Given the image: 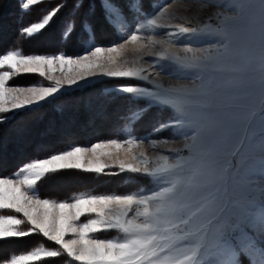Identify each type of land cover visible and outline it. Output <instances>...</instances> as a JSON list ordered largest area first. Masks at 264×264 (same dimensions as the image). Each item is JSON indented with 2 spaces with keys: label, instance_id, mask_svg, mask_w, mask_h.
Here are the masks:
<instances>
[{
  "label": "snow or ice",
  "instance_id": "snow-or-ice-1",
  "mask_svg": "<svg viewBox=\"0 0 264 264\" xmlns=\"http://www.w3.org/2000/svg\"><path fill=\"white\" fill-rule=\"evenodd\" d=\"M46 3L51 0H21L18 23L34 6ZM87 3L56 0L20 33L33 38L71 5L62 42L77 28L94 36L91 20L81 15ZM174 3L147 10L144 0H101L104 18L118 36L108 46L90 39L75 55L0 54V125L21 114H37L59 95L93 79L142 82L106 88L105 93L109 100L143 102L119 117L124 123L113 135L123 133V139L73 144L0 178V210L14 213L0 214V241L36 234L54 245L41 244L0 264H34L62 255L75 264H241V256L250 264H257L259 256L264 264V0H250L247 6L241 0H213L216 11L205 21L176 16L170 11ZM182 7L188 11L192 3L183 0ZM95 12V5L88 8L89 17ZM160 29L168 31L161 35ZM194 39L209 43H180ZM130 45L137 54L131 62L124 56ZM166 64L194 78L166 77ZM21 75H37L48 83L12 86ZM153 108L170 110V115L146 135L137 134L135 125ZM54 131L50 127L43 134ZM165 131L174 137H162ZM15 133L24 138L23 122ZM145 144L180 147H168L171 155L150 156ZM6 147L0 140V152ZM70 170L144 176L157 188L142 194L82 192L62 201L38 196L39 182ZM108 230L124 238L97 236Z\"/></svg>",
  "mask_w": 264,
  "mask_h": 264
},
{
  "label": "rangeland",
  "instance_id": "rangeland-1",
  "mask_svg": "<svg viewBox=\"0 0 264 264\" xmlns=\"http://www.w3.org/2000/svg\"><path fill=\"white\" fill-rule=\"evenodd\" d=\"M20 2L21 0H0V54H6L7 51L11 50H19L22 54H52L63 51L68 55H75L83 52V49L88 46L90 39L97 46H108L118 39L116 29L104 18L103 9L100 7L101 0H88L81 13L84 18L91 20L94 36H89V33L83 28H77L68 42H62V27L71 11V5H68L40 34L30 39L26 38L21 35L20 29L30 25L31 22L38 21L42 14L50 9L52 4L56 3V0H51V3L34 6L28 14L23 15V22L18 23V17L22 15L19 7ZM167 2L168 0H144L147 10H151L153 4L162 5ZM182 2L183 0H175L172 9H170L176 16L192 15L198 17L201 21H205L209 16H213L216 11L213 0H190L192 7L188 11H185L182 7ZM241 3L247 6L250 0H241ZM92 5L96 6V12L89 17L88 8ZM212 22L214 23V21ZM131 30L130 26L127 31ZM167 31L168 29L157 30L158 34L161 35ZM180 43L207 46L209 41L194 39L192 41L181 40ZM132 47L130 45L129 51L124 53V56L130 62L137 57V54L131 51ZM144 59L151 61L154 58L145 57ZM173 73H177L182 82H190L194 78L193 73H184L176 66L166 64L164 75L167 77ZM36 83L46 85L48 82L37 75H21L14 77L10 82L12 86L33 85ZM124 83L142 82L113 78L93 79L91 84L84 85L79 90L73 88L68 94L59 95L54 104L46 105L37 114L31 112L21 114L16 120L0 125V140L7 142V147L0 152V178L11 175L20 166L33 158H43L53 152L64 150L73 144L76 146H90L91 143L101 142L110 138L123 139V133L118 136L113 135L114 130L124 123L119 117L124 115L130 107L143 106V102L135 104L130 103L126 99L109 100L105 89ZM57 109L60 110L58 111ZM169 115L170 110L151 109L135 125L136 133L142 136L146 135L152 127L167 119ZM21 122L27 127V133L23 139H17L15 129ZM50 127L55 128L56 131L43 134ZM160 135L172 138L174 137V132L165 131ZM168 147L178 148L180 145L158 144L155 147L150 144L144 145L146 154L150 156L153 154L171 155L167 151ZM110 171H115V169ZM258 179L260 178L258 177ZM156 188V183L144 176H133L128 173L97 176L78 170H70L52 174L48 178L43 179L38 183L37 194L40 198L62 201L71 199L82 192L87 194H142L155 191ZM0 214L14 213H11L10 210H0ZM97 236L103 239L124 238L123 234L116 230L103 231L98 233ZM37 238V241L32 246L25 248L23 252L8 255L9 257L7 256L8 258H5V260H10L14 255L27 254L41 244L49 248L54 247V245L46 241V238L39 235H37ZM46 259L48 258L38 261L41 262L39 264H49L50 261H46ZM56 259L58 264H75L70 258H66L63 255ZM240 259L241 264H250L247 257L241 256ZM255 259L257 264H259L260 257L257 256ZM38 262H34V264H38Z\"/></svg>",
  "mask_w": 264,
  "mask_h": 264
},
{
  "label": "trees",
  "instance_id": "trees-1",
  "mask_svg": "<svg viewBox=\"0 0 264 264\" xmlns=\"http://www.w3.org/2000/svg\"><path fill=\"white\" fill-rule=\"evenodd\" d=\"M36 239H38L37 235H32L30 237H25V238H13V239L0 241V262L5 260V258L7 259L11 254L23 252L25 248L32 246L35 243V241H37ZM56 260H57L56 258L46 259V261H50L49 264H58V261ZM39 263L41 262H38V264Z\"/></svg>",
  "mask_w": 264,
  "mask_h": 264
}]
</instances>
